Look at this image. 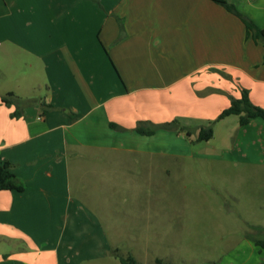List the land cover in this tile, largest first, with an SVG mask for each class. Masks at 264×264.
Masks as SVG:
<instances>
[{"label": "crops", "instance_id": "1", "mask_svg": "<svg viewBox=\"0 0 264 264\" xmlns=\"http://www.w3.org/2000/svg\"><path fill=\"white\" fill-rule=\"evenodd\" d=\"M226 1L264 29V0ZM263 56L213 0H0V161L24 184L0 190V264L164 261L218 220L241 229L224 264H264V121L217 119L242 89L264 108Z\"/></svg>", "mask_w": 264, "mask_h": 264}, {"label": "trees", "instance_id": "2", "mask_svg": "<svg viewBox=\"0 0 264 264\" xmlns=\"http://www.w3.org/2000/svg\"><path fill=\"white\" fill-rule=\"evenodd\" d=\"M214 2L221 4L228 11L236 14L243 21L246 33L252 37L253 40H263L264 41V29L256 26L252 20L247 18L246 16L239 13L235 7L228 3L226 0H213ZM264 63V56H263ZM12 96V93H7L2 96V100L5 103H9L8 97ZM19 98V97H17ZM21 101H25L26 99H20ZM45 107H51V105H45ZM228 115H236L238 117V124L243 125L249 121V119L254 117H260L264 121V108L254 105L248 96V91L246 89H242L240 96L238 98H234L230 101V104L224 108L217 116V119H221ZM164 126L169 128H177L181 129L175 122L165 123ZM136 130L140 133L151 134L153 133V129H145L144 127L137 126ZM186 134L189 135V132L186 131ZM213 135V129L211 124L206 126H201L198 130L195 140L196 141H207ZM24 189V184L18 180L16 175L11 170V164L8 161H0V190H17L21 191ZM254 243L260 248H264V238L254 239ZM114 255L118 257L121 264H138L136 260L131 256H121L118 255L117 252L113 251ZM157 264H164L163 260L160 258L154 259Z\"/></svg>", "mask_w": 264, "mask_h": 264}, {"label": "rangeland", "instance_id": "3", "mask_svg": "<svg viewBox=\"0 0 264 264\" xmlns=\"http://www.w3.org/2000/svg\"><path fill=\"white\" fill-rule=\"evenodd\" d=\"M33 96H37V93H34ZM221 143L220 137L216 135L208 143L201 142L200 145H206L208 149L215 148ZM239 193L243 191H237ZM243 194V197L245 196ZM247 198L246 196L244 199ZM210 227L202 231L203 235L198 236L193 239L191 244L190 253H184L182 249L178 252L165 255L164 264H224L221 260L223 253L233 244L239 240L238 235L240 234V223L237 221H232L227 223L229 229H226V222L218 220L217 222L206 223ZM231 229V227H233ZM218 227V230L217 228ZM200 234V233H199ZM261 238H264V231L261 233ZM159 252L163 250L162 248L158 249ZM168 250L164 249L163 252ZM118 264V262H115ZM144 264H157L154 260H148L146 255H144Z\"/></svg>", "mask_w": 264, "mask_h": 264}]
</instances>
